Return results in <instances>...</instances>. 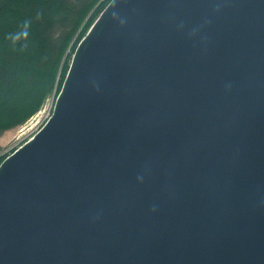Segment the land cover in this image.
Here are the masks:
<instances>
[{"label": "water", "instance_id": "95a60500", "mask_svg": "<svg viewBox=\"0 0 264 264\" xmlns=\"http://www.w3.org/2000/svg\"><path fill=\"white\" fill-rule=\"evenodd\" d=\"M0 264H264V0H109L0 162Z\"/></svg>", "mask_w": 264, "mask_h": 264}, {"label": "trees", "instance_id": "16d2710c", "mask_svg": "<svg viewBox=\"0 0 264 264\" xmlns=\"http://www.w3.org/2000/svg\"><path fill=\"white\" fill-rule=\"evenodd\" d=\"M108 2L0 0V134L59 89L69 52Z\"/></svg>", "mask_w": 264, "mask_h": 264}, {"label": "rangeland", "instance_id": "374dc122", "mask_svg": "<svg viewBox=\"0 0 264 264\" xmlns=\"http://www.w3.org/2000/svg\"><path fill=\"white\" fill-rule=\"evenodd\" d=\"M72 52L73 50L69 52L70 57ZM70 57L68 59V64ZM55 93L47 98L41 109L31 116L26 122L14 128L5 130L0 134V156L8 155L12 150L28 139L36 131V129L41 126V124H43L52 107Z\"/></svg>", "mask_w": 264, "mask_h": 264}, {"label": "built area", "instance_id": "2783aa9c", "mask_svg": "<svg viewBox=\"0 0 264 264\" xmlns=\"http://www.w3.org/2000/svg\"><path fill=\"white\" fill-rule=\"evenodd\" d=\"M48 116V115H47Z\"/></svg>", "mask_w": 264, "mask_h": 264}]
</instances>
